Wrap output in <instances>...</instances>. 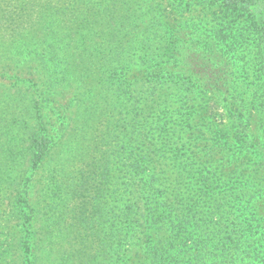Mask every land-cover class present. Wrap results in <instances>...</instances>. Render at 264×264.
Wrapping results in <instances>:
<instances>
[{"label": "rangeland", "instance_id": "rangeland-1", "mask_svg": "<svg viewBox=\"0 0 264 264\" xmlns=\"http://www.w3.org/2000/svg\"><path fill=\"white\" fill-rule=\"evenodd\" d=\"M108 1L91 2L103 5ZM112 1L119 6L128 5L131 9H123V16L132 22H143L138 27H149L151 36L148 50L134 49L125 56L126 73L116 70L112 76L113 89L108 98L113 100L114 110L103 111V118L116 127L117 120L126 117L128 111L140 113L145 108L143 93L150 85L162 88L164 98L158 110L169 117V135L162 141L156 132L151 137L152 152L158 158L164 181L158 191L174 189L185 202L197 201L198 206L191 212L194 217L183 236L182 232H175L187 242L179 243L182 248L178 242L168 246L180 253L166 263L151 262L146 256L137 233L141 224L138 216L146 208L141 206L144 199L150 202L151 196L147 189L137 187V177L126 168L123 139L116 141L114 135L118 137L120 129L114 127V135L106 140L105 158L89 170L95 169L89 188L85 186L88 170L82 161L83 151L74 145L67 157L53 155L30 166L34 173L28 178L25 194L20 196L28 198V211L19 209L20 197L15 196L12 184H7V179L0 182V264H264V198L255 205L249 203L255 191L264 190L260 160L253 153L254 147L264 145V116L258 93L262 90L261 79L254 66L250 39L248 46L236 43L229 53L216 45L208 34L221 22V16L206 0ZM234 25L237 29L243 27ZM171 47L178 55L175 60H171ZM146 58L151 64L140 66ZM151 66L160 69L161 77L151 74ZM10 79L3 78L4 86L0 87V164L4 171L19 175L27 170L24 163L29 158V130L36 115L30 112L28 102L19 101L20 96L8 92ZM40 79L31 80L43 92L45 79ZM121 85L126 86L127 97L117 93L116 86L122 90ZM200 85L207 86L206 93L198 92ZM105 96L106 93L99 95V99L105 100ZM130 104L134 108L128 110ZM180 115L189 116V127H180ZM241 123L246 124L245 131L236 125ZM153 127L154 121L150 120L148 128ZM196 130L207 131L203 137L208 144L206 150L197 146ZM185 131L195 132L191 135ZM211 142L215 145L211 146ZM75 147L78 156L73 157ZM200 176L209 182L208 187L200 182ZM80 186H85V194L80 195ZM202 191H208L206 197L201 196ZM221 196L227 197L216 208V199ZM130 206L135 214L128 217ZM254 218L263 221L257 228L261 232L251 236L249 231L257 230L251 221ZM69 226L80 231L86 228V232L73 235L65 230ZM32 229H39L42 237L28 251ZM209 230L215 235L214 242L202 244L206 258L197 262L190 238L205 243L203 234ZM118 233L122 234V239H118L121 247L113 254L111 235ZM132 233L136 238L125 240ZM165 238L161 242H167ZM231 240L237 244L236 255L233 246H229ZM251 243L257 244L260 255L247 259L244 250ZM221 245L227 246L224 253L218 248ZM210 254L213 256L209 257Z\"/></svg>", "mask_w": 264, "mask_h": 264}, {"label": "trees", "instance_id": "trees-1", "mask_svg": "<svg viewBox=\"0 0 264 264\" xmlns=\"http://www.w3.org/2000/svg\"><path fill=\"white\" fill-rule=\"evenodd\" d=\"M92 0H0V87L3 78H11L8 92L20 96L19 101L28 102L30 112L36 117L33 126L29 130V158H25L23 170L19 175L4 171V165L0 164V182L7 179V184H12L15 196L25 194L24 190L28 178L34 173L30 169L32 165L43 161L53 155H67L72 145L78 146L82 161L87 171L85 186L89 188L93 180L91 170L105 158L103 153L106 148L107 137L112 134L113 122L103 118V111L113 108V100L108 98L109 90L113 89L112 76L120 70L121 74L126 73L124 68L125 56H128L134 49L141 51L148 50L150 41V28H139L143 22L134 20L132 22L124 17V10L128 12V5H117L112 0L101 5L92 3ZM209 5L215 8L220 14L221 22L209 30V38L215 40L216 45H221L228 53L233 50L234 44L250 46L254 51V66L257 67V74L261 79V99L264 116V0H206ZM131 8H129L130 10ZM122 16V17H120ZM229 19L230 21H226ZM242 25L237 29L234 24ZM141 37V38H139ZM139 38V39H138ZM138 40V42H136ZM171 47V51H172ZM173 49L171 60L178 55ZM151 64L147 58L140 61V66ZM153 76H160V69L152 68ZM45 79L44 91L41 92L38 84H32V80L41 81ZM32 79V80H31ZM121 85L120 90L116 86L118 94L125 92ZM198 92L206 93L207 86L197 87ZM78 93V95H77ZM106 93L105 100L99 99ZM203 93V94H204ZM77 95V99L72 97ZM146 100L145 108L140 113H130L124 118L117 120L115 128L120 129L116 141L122 140L124 158L127 159L126 168L133 172L141 189H147L149 199L145 198L142 208L144 212L139 214V233L141 241L146 248V256L151 262L161 261L166 263L173 260L172 256H178L179 250L168 246L174 242L182 248L179 243L187 242L184 237L176 236L175 232L185 233L186 226L194 215L191 212L198 206L197 201L185 202L180 198L177 190L158 191L164 182L160 177L162 170H158L160 163L155 153L152 152V134L162 141L168 137L169 117L166 113L158 110L161 100L164 98L162 88L158 84L149 86L143 93ZM109 100V101H108ZM130 103V100L127 98ZM134 104L127 107L133 109ZM101 110L99 112V108ZM132 107V108H130ZM130 113V114H129ZM150 120L154 121V127L148 128ZM180 127L186 128L190 125V118L186 115L177 117ZM263 126H264V119ZM238 129L245 131L246 124H236ZM112 130V131H111ZM195 138L197 146L206 150L208 144L203 138L207 131L196 130ZM192 135L194 132H188ZM211 132V131H209ZM214 136H218L217 133ZM219 145L221 144L218 140ZM215 142H211L214 146ZM259 170L264 175V145L254 147ZM73 157L78 156L77 148H74ZM202 150V151H203ZM96 154V155H95ZM88 158L86 161L84 159ZM179 166V164H178ZM148 172L146 173V169ZM142 179V180H141ZM131 180V178H130ZM200 182L206 187L209 182L199 177ZM143 181V182H142ZM85 186H80V195L86 193ZM85 188V189H84ZM146 193V194H147ZM202 191V197H206ZM264 190L255 191L250 197L249 203L256 204L259 199L264 198ZM227 196L216 199L215 207L223 205ZM22 205L19 209L24 212L29 210V200L24 195L19 198ZM84 201L87 197L83 196ZM86 204V202H84ZM151 203V204H149ZM134 213L132 206L127 208V216ZM85 218V214H82ZM255 225L253 229L260 228L261 218L251 219ZM176 222V223H175ZM115 222H113V226ZM68 233L80 236L86 232L69 226L65 229ZM39 229L29 231L30 243H27L29 251L31 244L37 246L41 234ZM116 231V230H114ZM147 232H151L148 236ZM250 235H256L261 231H249ZM166 236L167 242H161ZM213 231L203 234V243L199 238L191 239L193 248L196 249L195 260L197 262L206 258L202 252L203 245L214 242ZM261 237V236H259ZM136 237L132 233L125 237L131 241ZM258 237H256L257 239ZM34 239V240H33ZM74 239V237H73ZM122 234L111 235V250L116 254L120 247ZM138 239V238H137ZM35 241V242H33ZM237 244L231 240V245L237 254ZM257 244H249L245 247L244 257L247 259L258 257L260 253L256 250ZM227 246H219L220 253H224ZM194 253V251H193ZM212 257L213 255H208Z\"/></svg>", "mask_w": 264, "mask_h": 264}]
</instances>
